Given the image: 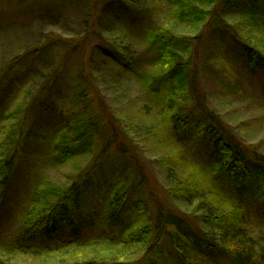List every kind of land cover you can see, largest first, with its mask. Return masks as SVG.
I'll return each mask as SVG.
<instances>
[{"label":"rangeland","instance_id":"rangeland-1","mask_svg":"<svg viewBox=\"0 0 264 264\" xmlns=\"http://www.w3.org/2000/svg\"><path fill=\"white\" fill-rule=\"evenodd\" d=\"M181 1L0 0V161L11 151L24 117L28 134L0 208L1 243L15 241L26 230L22 219L37 189L66 190L87 175L95 160L93 145L100 147L102 138L94 137L92 148L85 144L72 159L62 157L59 150L72 143L77 123L88 125L87 121L95 119L98 124L113 122L127 131L128 148L147 169L150 189L157 199L138 193L143 204L148 203V210L155 211L152 203L160 200L199 232L206 213L190 207L186 198L179 196L192 188L197 190L195 194H202L214 213L241 212L248 234L264 245V198L256 191V181L235 191L224 179L209 175L208 144H199L196 131L181 134L182 124L179 134L172 130L170 117L175 112L169 117L167 110L169 93L177 82L164 79L159 89L152 83L166 78L169 68L158 61L153 36L186 37L190 41L170 50L176 52L179 62L190 59L194 63L199 96L219 114L235 138L264 156V68L250 70L240 44L243 40L264 54V0H186L190 6L211 11V16L217 13L199 26L174 15ZM129 4L133 9H128ZM116 55L131 60L133 67L121 65ZM49 75L56 76L53 89L41 95ZM175 89L186 92L187 86L180 83ZM181 92H175L179 96L175 99L187 108L188 100L183 101ZM107 165L119 164L111 158ZM107 173L109 178L113 173L123 176L117 169ZM100 185L93 186L99 191L81 197L87 227L94 229L89 234L118 229L120 222L133 225L137 216L128 212L130 207L120 213L117 224L106 223L110 211L103 197L108 186ZM171 196L179 199L175 197L174 202ZM145 224L134 226L137 229ZM105 242L38 259L8 258L0 252V261L74 264L93 258L106 264H135L142 258L155 264H227L207 256L198 245L177 242L173 237L163 241L164 252L135 245L111 247Z\"/></svg>","mask_w":264,"mask_h":264},{"label":"trees","instance_id":"trees-1","mask_svg":"<svg viewBox=\"0 0 264 264\" xmlns=\"http://www.w3.org/2000/svg\"><path fill=\"white\" fill-rule=\"evenodd\" d=\"M97 6V12H100V1ZM128 9H133L130 4ZM177 10L175 16L183 22L197 26L217 15L215 13V16H213L214 14L211 16V11L199 9L195 5L190 6L186 0L179 2ZM88 28H90V23ZM87 34L88 36L91 35L90 32ZM152 39L158 46V61L169 64L166 78L152 81L153 87L159 89L164 79L177 82L173 88L174 92L172 89L169 93L170 105L167 110L169 117L172 111L175 112L170 117L175 126L172 128L174 134H179L180 124L183 126L181 133H184L183 135L196 131L199 144H208L209 146V175H214L217 179H224L230 186L235 187V191H242L244 187L254 185V181H256V191L264 198V156L251 147L245 146L230 133L228 125L224 123L219 114L210 109L206 101L199 96L195 82L194 63L190 59L179 62L174 54L176 52L170 50V47H175L177 44L184 45L190 40L186 37L158 34H155ZM240 44L247 57L249 69L255 71L259 67L264 68V54L254 50V47L243 40L240 41ZM117 58L120 59L121 65H126V68L133 67L131 60L126 57L117 56ZM55 79L56 76L54 75L47 77V81L41 89V95L53 89L51 85ZM180 83L187 86L186 92L175 89ZM176 91L177 93L181 92L183 101L188 100L185 104H189L187 108L180 105L178 100L176 101L175 98L179 97L175 94ZM32 108L31 106L29 109L32 110ZM177 115L179 118L176 123ZM26 121L27 118L24 117L21 130L11 147V151L7 153L8 156H4L0 161V208L4 200L5 190L20 162L22 143L28 135L24 126L27 124ZM87 122L88 125L84 121L77 123L74 127L72 143L61 147L59 150L62 157L72 159L81 152V149L85 148V144L91 145L94 137L102 138L104 142L101 144V148L97 147V143H95V147L93 145L95 160L87 169V175L73 182L66 190L42 192L37 189L22 219V225L26 230L13 242H0V252L3 256L12 258L13 255H19L38 259L50 254L64 252L67 249L90 248L103 241H106L105 244L111 247L135 245L146 250L156 247L160 252H164L163 241L173 237L177 242L183 241L184 244L190 246L198 245L199 249L205 251L207 256L222 260L227 264H264V245L248 234L242 224L241 212L237 211L235 214L214 213L211 211V206L204 203L205 199L202 198V194H195L197 190L193 191L190 188L185 191L188 193L187 195L179 196L185 197L190 207L196 206L197 209L206 213L202 216V226L201 229H198L199 232L191 229L180 216L174 214L171 208L165 204H160V200L155 205L152 203L155 211L148 210V203L143 204L144 202L138 193L145 194L150 200L151 198L157 199L153 197L154 194L151 192L147 169L135 157L132 149L128 148L127 131L113 122L98 124L95 119L93 123ZM87 128L90 133H94L93 136L89 135ZM111 158L119 165L116 167L108 166V160ZM108 169L113 172L117 169L125 177H118L116 173H113L114 176L109 178ZM122 171L129 173L122 174ZM173 174L174 171L170 172L169 177H172ZM99 184H101L100 186L103 184L105 187L108 186V194L103 198L106 200L110 211L106 218V223L110 224L109 226L118 223L120 213L125 212L127 207H130L129 213L132 211L137 216L134 224L143 222L146 223L145 226L136 229L134 224H129L127 221L120 222L118 229H98L97 233L91 236L89 231L94 232V229L87 227L86 217L82 213L81 197L88 192L99 191V187H93ZM213 193L216 192L213 191ZM175 197H172L173 201ZM130 201L132 205L129 204ZM92 221L93 218L88 224L91 225ZM175 245L176 243H174ZM147 255L145 254L143 258ZM0 258L2 257L0 256ZM94 260L87 258L85 262L74 264H106ZM7 261L8 259H5L6 264ZM5 262L0 261V264H5ZM36 264L48 263L43 260L36 262ZM135 264H155V262H144L141 258Z\"/></svg>","mask_w":264,"mask_h":264}]
</instances>
